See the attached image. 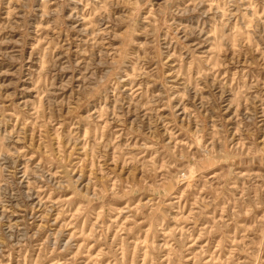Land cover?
Segmentation results:
<instances>
[{"label":"rangeland","instance_id":"374dc122","mask_svg":"<svg viewBox=\"0 0 264 264\" xmlns=\"http://www.w3.org/2000/svg\"><path fill=\"white\" fill-rule=\"evenodd\" d=\"M0 264H264V0H0Z\"/></svg>","mask_w":264,"mask_h":264}]
</instances>
